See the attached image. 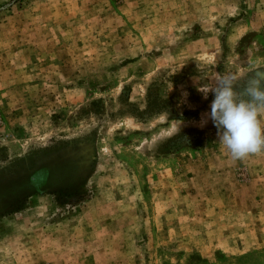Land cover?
Here are the masks:
<instances>
[{"label":"rangeland","instance_id":"rangeland-1","mask_svg":"<svg viewBox=\"0 0 264 264\" xmlns=\"http://www.w3.org/2000/svg\"><path fill=\"white\" fill-rule=\"evenodd\" d=\"M253 64L264 0H0V264H264L198 91Z\"/></svg>","mask_w":264,"mask_h":264},{"label":"clouds","instance_id":"clouds-1","mask_svg":"<svg viewBox=\"0 0 264 264\" xmlns=\"http://www.w3.org/2000/svg\"><path fill=\"white\" fill-rule=\"evenodd\" d=\"M198 91L204 99L209 92L214 94L205 115L217 128L218 141L233 161L264 154V67L253 64L242 81L234 72L216 73L212 84ZM173 131L179 133L180 128Z\"/></svg>","mask_w":264,"mask_h":264}]
</instances>
